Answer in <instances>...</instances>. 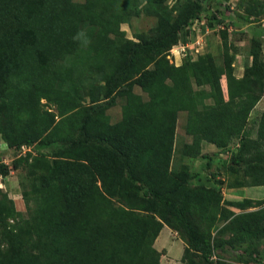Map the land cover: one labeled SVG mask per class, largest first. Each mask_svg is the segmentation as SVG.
<instances>
[{
    "label": "trees",
    "instance_id": "obj_1",
    "mask_svg": "<svg viewBox=\"0 0 264 264\" xmlns=\"http://www.w3.org/2000/svg\"><path fill=\"white\" fill-rule=\"evenodd\" d=\"M103 1L0 0L3 141L8 151L51 150L52 157L48 162L43 153L26 154L12 160L14 169L23 163L36 174L40 186L25 214L1 195L0 264H158L152 245L162 225L179 227L204 263H211L213 250L228 246L240 262L258 264L264 258L257 248L264 240V200L225 202L240 211L232 214L234 235L211 246L190 215L194 205L206 213L211 190L187 189L197 182L198 171L187 172L182 165L171 173L169 165L178 113L185 115L182 129L191 141L180 153L199 157V170L208 169L212 161L200 153L201 143L223 150L244 130L263 91L259 43L250 41L240 78L233 76L226 58L218 68L209 55L182 62L175 70L166 60L148 69L140 65L143 55L181 44L179 30L221 0H208L212 4L205 8L187 4L172 21L160 18L153 37L126 40L119 49L114 41L119 23L139 11L106 14ZM145 1L160 6L164 0ZM257 8L246 7L245 13L256 15ZM82 28L93 31L88 71L99 74L103 83L102 99L89 96L87 105L60 90L61 77L77 74L76 69L63 64L55 69L57 61L65 63L76 54L75 37ZM136 87L146 99L134 93ZM117 96L125 104L119 121L110 124L104 112ZM39 99L52 103L56 114L37 108ZM205 100L210 102L203 104ZM250 144H242L236 157L250 186H264V111ZM7 171L0 163L2 179ZM182 255L185 264H199L185 256L186 249Z\"/></svg>",
    "mask_w": 264,
    "mask_h": 264
},
{
    "label": "rangeland",
    "instance_id": "obj_2",
    "mask_svg": "<svg viewBox=\"0 0 264 264\" xmlns=\"http://www.w3.org/2000/svg\"><path fill=\"white\" fill-rule=\"evenodd\" d=\"M84 1L72 0L74 3H83ZM195 2L199 3L202 8L212 4L208 0H164L160 6H155L145 0H104L101 6L106 14L114 12L120 15L121 12L128 9L139 11L138 15L126 17L119 23L120 35L114 39L115 49H119L126 40L139 42L141 39L153 37L158 32L157 26L160 18L172 21L183 6ZM263 3L264 0H221L219 4L213 3L187 28L179 30L177 37L181 44L159 49L149 55L145 54L142 56L141 64H139L141 66L145 65L149 69L152 67V63L161 64L166 60L168 65L175 70V67L180 66L182 62L193 61L199 56L209 55L218 68H221L223 61L227 60L232 66V70H242L244 67L243 60L249 58L251 40H256L259 43V59L264 63V7H259ZM256 4L258 14L250 16L245 13L246 7ZM150 12L152 13L150 14ZM92 34L93 31L89 28L80 29L75 37L76 54L65 63L57 61L55 68L58 69L63 64V66L76 69L77 74H65L61 77L63 84H61L60 90L69 93L76 99L79 98L83 105L89 103V96L98 100L102 99L101 89L103 83L101 77L99 74L88 71L91 63L88 53L91 49ZM149 62L151 63L148 64ZM79 71L81 74H78ZM45 75L60 77L62 74ZM220 86L225 95L223 78L220 79ZM200 89L203 88H194L196 91ZM133 91L135 94L141 95L137 87ZM140 98L144 100L146 96L142 94ZM208 102L210 100H205L203 104ZM124 104L125 98L117 96L114 105L105 110L104 114L110 124L119 121L121 108ZM36 107L56 114L54 105L44 99H39ZM263 111L264 80L259 101L249 113L246 126L241 134L234 137L223 150H217L212 145L201 143L200 153L212 160L210 167L205 170H199L198 168L200 164L199 157L192 158L181 155L182 146H189L191 141L182 129L185 115L183 113L177 115L169 171L171 173L178 172L181 170L182 165H186L187 172L190 170L198 171L197 182L186 185V188L191 190L207 188L211 190L210 196L207 197L206 213L201 211L197 205H194L190 211L192 220L211 246L216 241L226 240L234 235L230 222L234 217L232 214H238L240 211L227 206L225 202H235L243 199L254 202L264 200V186H250L251 180L244 173V164L236 157L242 144L244 148H248L251 145L250 142L255 139L257 124ZM3 140V133L0 130V163L8 168L7 175L3 179L0 177V200H2L1 195L5 194L12 201L15 211L25 214L27 206L29 208L34 206L33 191L40 186V182L36 179V174H32L31 170L23 163H19L14 169L12 160L17 157L23 158L26 154L31 157L43 153L46 160L50 162L52 158L50 157L51 150L33 151L23 147L19 151L12 152L7 150L6 143ZM1 150H4L5 153L2 154ZM22 195L26 197V201H24ZM217 197H219L218 200H216ZM145 221L148 220L145 219ZM11 223V221H8V224ZM152 246L157 251L158 264H185L181 258L184 249H186V257H192L199 264H207L202 261L200 254L190 248L186 234L175 225L172 228L162 225ZM257 248L259 255L263 256L264 240L257 242ZM236 249L239 252L241 251L239 247H236ZM210 260L211 263L209 264H214L216 260L226 264H256L254 262H240L236 258V251L228 246L213 250ZM258 264H264V258Z\"/></svg>",
    "mask_w": 264,
    "mask_h": 264
},
{
    "label": "crops",
    "instance_id": "obj_3",
    "mask_svg": "<svg viewBox=\"0 0 264 264\" xmlns=\"http://www.w3.org/2000/svg\"><path fill=\"white\" fill-rule=\"evenodd\" d=\"M248 58H246V59H244L243 60V65H246V63H248ZM242 65V66H243ZM244 68V67H243ZM242 72H243V69L241 70V69H237V70H233L232 71V74H233V76L235 77V78H240L241 76H242ZM3 153H4V150H1ZM1 153V152H0Z\"/></svg>",
    "mask_w": 264,
    "mask_h": 264
}]
</instances>
